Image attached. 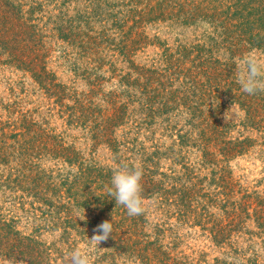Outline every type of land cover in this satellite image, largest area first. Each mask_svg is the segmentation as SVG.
<instances>
[{"label":"rangeland","instance_id":"obj_1","mask_svg":"<svg viewBox=\"0 0 264 264\" xmlns=\"http://www.w3.org/2000/svg\"><path fill=\"white\" fill-rule=\"evenodd\" d=\"M10 1V50L0 48L5 221L38 241L48 264H68L77 248L89 264H264V93H244L235 76L241 58L264 60V29L258 21L244 34L233 15L264 0ZM119 17L126 24L115 28ZM19 25L35 42H21ZM252 35L260 41L246 44ZM215 61L229 72H213ZM124 163L142 168L139 216L106 191ZM87 170L86 186L69 189ZM102 194L112 233L97 244Z\"/></svg>","mask_w":264,"mask_h":264},{"label":"trees","instance_id":"obj_2","mask_svg":"<svg viewBox=\"0 0 264 264\" xmlns=\"http://www.w3.org/2000/svg\"><path fill=\"white\" fill-rule=\"evenodd\" d=\"M8 7L9 10H7L6 12L8 13V17L6 16L5 18L3 17L4 15H0V48L1 50H4V53L8 52L10 50L9 47V43L8 42H3L2 40L5 37L6 32L8 31L6 29L7 26H5L7 21H13L12 19V14L14 13L15 10V6L12 3V1L10 0H0V10L1 8H5ZM241 6H238L237 8H239ZM4 10H3V14H4ZM243 7L241 11H235V13L233 14L234 16L237 15H242V21L238 26V28L244 29L243 33L247 34V33H252V31L254 30V28L256 27V22L260 21L262 24L260 25V29H264V8H259L255 13H250V14H244L243 13ZM245 15V16H243ZM255 15L257 16V20L254 22H250V18ZM17 20H22V18L19 16H17ZM30 21V20H28ZM12 23V22H11ZM28 23V22H27ZM5 24V25H4ZM126 22L123 21V19H121L119 17L118 22L113 25L115 28L117 27H121V26H125ZM24 28L23 25H19V34L23 35L25 38L21 40V42H26V46L32 42H35L34 38H37L39 35L34 32V33H27V32H23L22 29ZM29 28H33V30L35 29L34 26L29 27ZM105 28V27H104ZM136 28V26H135ZM10 29V28H9ZM106 30V28H105ZM228 35V34H227ZM128 36V35H127ZM31 37H33V39H31ZM130 37V35H129ZM33 40V41H32ZM127 41L121 42L122 46H120V51H121V55L124 58H128L129 57V52L127 50ZM250 41L253 42V45H255L258 41H260V37L259 35H252L250 36V38L248 40L245 41L246 44H249ZM38 44V43H37ZM36 44V45H37ZM121 45V44H120ZM35 46V45H33ZM0 50V54H4L3 51L1 52ZM205 62L208 64L207 61H201L199 63V66H203ZM207 64L205 66H207ZM210 68L213 69L214 71H220V72H229L227 70V64L223 65L217 61L212 62L208 65ZM227 66V67H226ZM165 71H169L166 70ZM115 118H112L105 123L106 127L104 130V134L103 137H105L106 132H107V127L108 126H113V122H114ZM109 176V175H108ZM108 176L101 178V173L97 174V179L101 180V183H104V179H106ZM91 177V172L90 170L86 171H81L78 174L73 175V180L71 181V183L68 185V188H77L78 185H82L83 187L86 186L87 178ZM67 180V179H66ZM65 180V181H66ZM67 182V181H66ZM96 204L97 205H103V208L99 209L100 213L99 215H97V218L94 220V223H98L100 224V220L101 217L103 215V213L105 211H108L109 208V204L106 202L107 201V196L105 195H99L96 199ZM107 205H109L108 207H106ZM88 206V205H85ZM88 208V207H87ZM92 212V211H90ZM93 222H90L89 224H92ZM17 226V222L10 219L9 222H6L4 217L0 215V258H5L8 260H12V261H20V262H25V264H48L47 259H46V254L44 253L45 250L42 249V245L30 238V237H25V236H21L19 232H17L16 229ZM12 242H14V244H12Z\"/></svg>","mask_w":264,"mask_h":264},{"label":"clouds","instance_id":"obj_3","mask_svg":"<svg viewBox=\"0 0 264 264\" xmlns=\"http://www.w3.org/2000/svg\"><path fill=\"white\" fill-rule=\"evenodd\" d=\"M235 76L242 91L249 95L264 93V60L256 56H245L235 64ZM142 168L120 164L112 170L110 186L107 194L114 198L116 205L123 206L129 216L144 213L142 197ZM91 241L100 244L112 233L111 221L105 220L94 229ZM68 264H89V257L82 249H74L69 254Z\"/></svg>","mask_w":264,"mask_h":264}]
</instances>
